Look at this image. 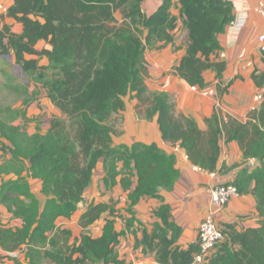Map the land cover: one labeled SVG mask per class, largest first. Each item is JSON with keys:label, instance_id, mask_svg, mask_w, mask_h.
I'll use <instances>...</instances> for the list:
<instances>
[{"label": "trees", "instance_id": "trees-1", "mask_svg": "<svg viewBox=\"0 0 264 264\" xmlns=\"http://www.w3.org/2000/svg\"><path fill=\"white\" fill-rule=\"evenodd\" d=\"M144 1L13 0L0 15V55L14 54L25 74L36 76L41 92L45 90L62 113L50 120L46 132L38 129L29 135L24 126L15 125L21 117L28 122L25 109L0 110V132L12 144L8 151L18 161L15 168L23 172L28 162L29 174L42 181L47 196L41 212L36 199L15 209L23 217L22 227L0 224V245L10 253L27 245L30 264H40L42 259L54 264H128L116 251L125 232L116 230L119 215L113 201L90 203L80 218L79 224L85 228L108 213L98 238L83 233L70 245L71 232L58 227L57 220L76 212L100 162L105 188L114 187L120 176L123 190L129 192L127 211L132 217L127 220L128 229L137 220L134 207L142 199H163L160 189L172 190L180 179L175 155L156 143L113 145L117 133L113 120L125 108L123 98L136 91L138 114L146 119L157 114L162 138L171 146L184 148L195 166L208 172L217 170L222 138L237 141L245 161H255L225 184L236 186L241 194L254 195L260 221L242 230L235 223L223 227L217 222L224 240L207 264H264V94L246 121L215 113L207 120L208 129L202 130L194 118L176 112L168 94L150 92L144 81L147 47L175 40L178 17L171 8L177 1L187 29L186 52L176 67L177 74L192 86H208L203 73L214 69L220 75L225 69L224 62H213L211 56L220 48L219 34L235 19L234 5L229 0H163L148 15L143 11ZM118 11L121 20L116 17ZM7 18L22 24V32L12 31L4 23ZM41 40L52 48L38 49ZM43 56L49 59L45 67L40 66ZM253 79L264 90V68L255 71ZM24 179L5 183L2 201L7 202L13 191L25 189L22 194L28 195ZM154 217L151 229L139 221L143 236L137 245L144 254H152L160 264H193L201 252L199 236L187 248L177 245L183 228L165 202L154 211Z\"/></svg>", "mask_w": 264, "mask_h": 264}, {"label": "crops", "instance_id": "crops-1", "mask_svg": "<svg viewBox=\"0 0 264 264\" xmlns=\"http://www.w3.org/2000/svg\"><path fill=\"white\" fill-rule=\"evenodd\" d=\"M0 1L7 3L8 6L13 4V0ZM229 1L234 5V20L238 24L236 27H231V24L227 25L225 31L219 34L220 48L211 56L213 62H224L225 69L220 75L214 69H208L203 73L207 85L215 88L214 95L205 96L192 90V85L177 74L176 67L180 64L187 45V29L181 17L179 2L176 1L171 8V12L178 17L177 26L173 31L175 40L169 44L161 45L160 43L154 48L147 47L145 51L147 68L144 72V81L149 91L168 94L175 105L176 112L194 118L202 130L208 129L207 120L215 113L222 115L225 119L231 116L246 121L253 107L256 106L257 109L261 103L256 102L255 96L260 92L264 94V90L259 88L253 79L254 72L264 68V54L258 49V37L264 31V18L256 10L257 0ZM162 2L163 0H145L142 4L143 11L149 15L155 12ZM116 17L121 20L122 13L116 12ZM6 20L18 28V33L22 32V24L14 19L7 18ZM42 44H45L46 49L52 48L44 40H41L36 47L39 49V45ZM40 88L34 96L36 100L26 111L28 122L21 117L15 123L16 126H24L29 135H33L38 129L46 132L50 128V120L62 115L46 95L45 90L41 92ZM123 99L125 108L115 116V118H122V128L113 135V145L132 146L136 142L156 143L161 149L175 155L176 167L180 170V179L172 190L160 189L163 199L148 197L142 199L134 207L137 220L134 226L128 229L127 220L132 217L127 211L129 192L123 190L120 176L114 187L105 188L103 184L104 166L100 162L92 177V183L85 193L84 201L78 204V209L71 217H59L57 226L71 232L68 240L70 245L77 242L83 233L98 238L103 233L108 213L106 212L100 219L85 228L80 226V218L90 203H112L113 201L114 208L119 215L116 218V230L125 232V235L120 236L116 247L120 258L125 259L128 264H160L152 254H144L142 246L137 245L138 238L143 236L139 221L151 229L156 219L154 211L162 202L169 204L174 219L183 228L177 245L187 248L198 239L200 223L212 212L210 189L219 183L234 179L241 168H244L246 164L253 165L255 161L253 159L245 161L237 141L226 142L225 138H222L217 170L208 172L196 169L184 148L179 145L171 146L162 138L157 114L152 119H146L138 114L139 100L136 91H130ZM35 105L37 107H34ZM11 147L12 144L3 138L0 132V224L19 228L23 226L24 220L23 217L15 214V209L23 203L32 204L36 199L39 200L41 212L47 196L43 193L42 181L29 174L28 162L23 172L15 168V163L18 161L8 151ZM233 166L236 167L228 171L224 170ZM23 176L29 186L28 195L22 194L25 189L22 192L13 191L7 202L2 201L4 184L16 181ZM214 217L223 227L225 224L235 223L237 230L257 226L260 221L256 198L251 193H240L233 197L228 205ZM27 251V245H23L22 249L13 253L6 251L0 245V264H16L15 258H18L17 261L22 264H30ZM40 264L54 263L48 259H42Z\"/></svg>", "mask_w": 264, "mask_h": 264}, {"label": "built area", "instance_id": "built-area-1", "mask_svg": "<svg viewBox=\"0 0 264 264\" xmlns=\"http://www.w3.org/2000/svg\"><path fill=\"white\" fill-rule=\"evenodd\" d=\"M0 8L4 9V12L0 15L5 14L8 10V5L0 1ZM256 10L264 18V0H257ZM230 24L231 27H236L238 22L233 20ZM258 49L264 54V31L258 37ZM191 88L205 96H212L216 93L213 86L201 88L197 85H193ZM262 99V92L255 96L256 102H261ZM255 109L256 106L253 107V110ZM195 168L201 170L198 166H195ZM210 194L212 212L199 225L198 236L201 242V252L195 256L193 264H207L213 252H215L217 245L224 240V232L219 227L214 215L227 206L231 199L239 195L240 192L238 188L232 184L219 183L210 189Z\"/></svg>", "mask_w": 264, "mask_h": 264}, {"label": "rangeland", "instance_id": "rangeland-1", "mask_svg": "<svg viewBox=\"0 0 264 264\" xmlns=\"http://www.w3.org/2000/svg\"><path fill=\"white\" fill-rule=\"evenodd\" d=\"M5 3V2H4ZM7 4V3H6ZM8 5V4H7ZM4 12V9L0 8V14ZM121 17V16H119ZM8 23L5 19L4 23ZM11 29L14 32H18V28L11 23ZM2 26V25H0ZM39 49H45V44L39 45ZM14 55V54H13ZM12 54L0 55V110H28V107L36 100L32 97L33 92L38 91L39 82L36 81V76L23 75L21 68L15 60ZM10 56H13L10 60ZM28 58H39V56L27 55ZM49 64L47 56L40 58V66L45 67ZM51 71L47 70L48 75ZM51 74V73H50ZM30 80V81H29ZM38 103V102H37ZM36 103V105H37ZM34 107H37V106ZM12 114L13 112H6ZM115 122L116 130L122 128V118L117 117L113 120Z\"/></svg>", "mask_w": 264, "mask_h": 264}, {"label": "water", "instance_id": "water-1", "mask_svg": "<svg viewBox=\"0 0 264 264\" xmlns=\"http://www.w3.org/2000/svg\"><path fill=\"white\" fill-rule=\"evenodd\" d=\"M9 58H10V60H12L13 56H10ZM19 67H20V66H19ZM20 68H21V67H20ZM21 70H22L23 75H25L24 70H23L22 68H21Z\"/></svg>", "mask_w": 264, "mask_h": 264}]
</instances>
